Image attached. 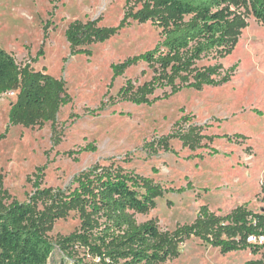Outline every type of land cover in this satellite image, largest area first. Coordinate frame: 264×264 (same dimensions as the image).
<instances>
[{
	"label": "rangeland",
	"instance_id": "rangeland-1",
	"mask_svg": "<svg viewBox=\"0 0 264 264\" xmlns=\"http://www.w3.org/2000/svg\"><path fill=\"white\" fill-rule=\"evenodd\" d=\"M140 6L141 0H0V47L20 66L30 64L62 79L69 97L54 121L25 126L9 123L17 91L0 94L3 206L27 201L36 179L41 188H73L74 175L99 164L121 167L160 186L162 195L153 208L130 212L137 223L152 222L163 233L192 224L203 205L216 216L238 206L264 216V23L253 17L249 4L225 3L224 11L239 29L238 39L225 57L210 53L195 66L217 63L224 73L233 67L228 80L174 93L169 86L157 88L151 97L168 95L150 104L135 103L124 98L129 93L126 82L131 79L136 89L151 80L152 69L145 62L122 73L113 66L152 48L161 39L160 28L151 21L129 20L118 32L75 51L65 30L76 21L114 27L126 11ZM195 125L205 136L197 147L188 143ZM236 133L243 137L235 140ZM89 144L93 151H80ZM46 204L38 199L35 210L40 214ZM79 228L75 211L44 228L54 245L46 264L71 262L57 243ZM229 234L227 229L220 236L228 239ZM232 238L264 243V235ZM73 251L75 259L85 254L78 246ZM248 262L264 264V248L222 251L193 235L176 239L171 257L149 264Z\"/></svg>",
	"mask_w": 264,
	"mask_h": 264
},
{
	"label": "trees",
	"instance_id": "trees-1",
	"mask_svg": "<svg viewBox=\"0 0 264 264\" xmlns=\"http://www.w3.org/2000/svg\"><path fill=\"white\" fill-rule=\"evenodd\" d=\"M230 1L233 0H141V6L126 11L117 26L97 28L95 21H76L68 24L65 37L75 51L83 44L118 32L129 20L151 21L159 27L161 39L152 48L113 66L114 71L122 73L132 64L145 62L152 69L151 80L136 89L129 79V93L124 95L131 102L150 104L168 95L163 92L162 96L151 97L157 88L169 86L174 93L182 87L215 86L228 80L233 67L224 73L220 64L197 68L195 63L210 53L215 58L225 57L233 49L239 29L224 11V4ZM236 1L249 4L253 17L264 23V0ZM185 17L188 19L184 20ZM11 90L17 93L9 107L10 124L26 126L54 121L59 108L69 101L62 79L45 70H35L30 64L20 66L11 53L0 47V94ZM200 132L197 125L191 128L190 146L200 144L205 137ZM233 136L235 140L243 137L237 133ZM93 150L89 144L80 151ZM212 151L218 153L216 149ZM72 184L73 188L54 190L41 188L36 179V189L27 201H12L3 206L0 199V264H46L54 245L46 239L44 228L70 211L78 214L80 228L57 243L71 260L69 264L156 263L174 254L176 239L193 235L222 251L264 248V243L232 238L236 234L264 235V216L246 210L245 206L216 216L203 205L192 224L168 234L152 222L137 223L130 212L150 210L155 206V198L162 195L160 186L149 178L118 166L95 164L74 175ZM38 199L47 202L40 214L35 210ZM225 221L228 222L222 224ZM227 229L229 238H222L221 232ZM76 246L83 249V257L74 258ZM87 255L93 260H85Z\"/></svg>",
	"mask_w": 264,
	"mask_h": 264
},
{
	"label": "built area",
	"instance_id": "built-area-1",
	"mask_svg": "<svg viewBox=\"0 0 264 264\" xmlns=\"http://www.w3.org/2000/svg\"><path fill=\"white\" fill-rule=\"evenodd\" d=\"M13 92H15V91L11 90V91H8V92H5V93H13ZM2 94H4V93H2Z\"/></svg>",
	"mask_w": 264,
	"mask_h": 264
}]
</instances>
